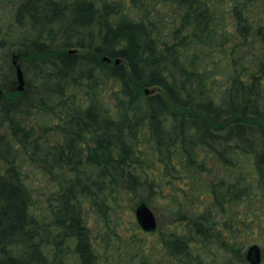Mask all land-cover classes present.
Returning <instances> with one entry per match:
<instances>
[{"label": "trees", "instance_id": "obj_1", "mask_svg": "<svg viewBox=\"0 0 264 264\" xmlns=\"http://www.w3.org/2000/svg\"><path fill=\"white\" fill-rule=\"evenodd\" d=\"M0 16V264H264V0Z\"/></svg>", "mask_w": 264, "mask_h": 264}, {"label": "water", "instance_id": "obj_2", "mask_svg": "<svg viewBox=\"0 0 264 264\" xmlns=\"http://www.w3.org/2000/svg\"><path fill=\"white\" fill-rule=\"evenodd\" d=\"M12 57H14V55H12ZM104 60H106L105 57ZM119 61L120 60L118 58L114 60L115 63H118ZM13 63L16 66V78H17L16 89L18 91H22L24 87L23 74L19 65H17V62L14 60ZM134 216L138 225L143 231L150 232L155 230L157 226L156 217L153 211L145 203H141L135 207ZM246 259L249 261L250 264L260 263L261 251L258 245L253 244L249 246V248L246 251Z\"/></svg>", "mask_w": 264, "mask_h": 264}, {"label": "rangeland", "instance_id": "obj_3", "mask_svg": "<svg viewBox=\"0 0 264 264\" xmlns=\"http://www.w3.org/2000/svg\"><path fill=\"white\" fill-rule=\"evenodd\" d=\"M4 22V19H3V16L1 17L0 16V23L2 24ZM18 49V47H17V45H12L11 47H10V49H9V51H10V53L11 54H13L14 53V51L15 50H17ZM14 55V54H13ZM152 211H153V213H154V215H155V217H156V221H157V226L156 227H158V226H165L166 225V223H167V221H165V219L166 218H163V216L162 215H160L159 214V212H157L156 210H154V208H152V207H150V206H148ZM132 220H134L135 222H136V219H135V216H134V211H133V214H132V218H131ZM154 237V236H153ZM262 249H260V251H261ZM263 256V255H262Z\"/></svg>", "mask_w": 264, "mask_h": 264}]
</instances>
